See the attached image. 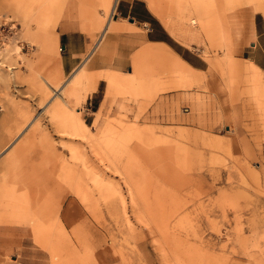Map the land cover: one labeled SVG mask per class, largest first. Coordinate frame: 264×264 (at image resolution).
I'll return each instance as SVG.
<instances>
[{
    "label": "rangeland",
    "instance_id": "rangeland-1",
    "mask_svg": "<svg viewBox=\"0 0 264 264\" xmlns=\"http://www.w3.org/2000/svg\"><path fill=\"white\" fill-rule=\"evenodd\" d=\"M11 1L0 0V118L11 124L0 129V264H264V106L252 88L264 71L239 54L253 15L263 13L253 1L157 0L163 5L155 8L143 1L171 45L194 50L204 70L166 43L139 49L147 26L117 13L111 20L102 0H55L31 30L9 11ZM80 12L102 28L91 30ZM110 20L120 29L105 34V54L99 40ZM64 32L87 49L95 41L94 53L64 98L44 108L54 93L48 83L74 74L62 72ZM106 68L120 70L139 94L121 89ZM57 102L69 111L65 120L51 113ZM34 118L6 148L17 126ZM78 123L82 134L71 130ZM134 129L144 135L136 138ZM181 129H196L200 140ZM196 146L199 163L190 158ZM22 197L43 207L44 234L35 237L12 214ZM79 221L106 241L99 256L75 239Z\"/></svg>",
    "mask_w": 264,
    "mask_h": 264
},
{
    "label": "bare ground",
    "instance_id": "bare-ground-1",
    "mask_svg": "<svg viewBox=\"0 0 264 264\" xmlns=\"http://www.w3.org/2000/svg\"><path fill=\"white\" fill-rule=\"evenodd\" d=\"M76 1H85L86 3L88 2L87 0H76ZM103 3H104V6L107 10V12H110L112 14V12L114 11L115 7H116V4L118 3L119 0H102ZM149 1V4L151 2V0H147ZM163 3L166 1V3L168 2L167 0H162ZM220 1H223V0H215V3H220ZM227 2H231V0H226ZM253 3L255 4V7L258 11H262L264 13V0H252ZM153 2H156V3H151L150 5L154 4V8L157 4V2L159 3V1H155L153 0ZM181 2V1H180ZM55 3V0H52V2L50 0H12L11 1V7L9 9V11H15L16 13L19 14V17L21 18L22 22L25 24V28L27 26V29L28 30H31L33 26H35V24L37 23H42L43 24V18L46 16L47 12H49L48 10L51 9L50 5L51 4H54ZM160 5H163L162 2L159 3ZM158 4V5H159ZM85 6V5H84ZM153 7V6H152ZM3 8V7H2ZM80 8V6H79ZM83 7H81L82 9ZM61 9V8H60ZM59 9V10H60ZM80 10V9H79ZM78 10V12H79ZM60 12V11H59ZM115 12V11H114ZM81 13V16L83 19L87 20L88 23H89V28L92 30L94 28H102V25L100 24V26L97 25V22H94L91 18L92 17H88L87 14L85 13ZM110 14V15H111ZM200 16L203 18L204 21L207 20L208 22V19L210 17L207 16V12H200L199 13ZM55 15V14H54ZM57 15H59L57 13ZM56 15V16H57ZM53 19V17H52ZM111 20H112V17H111ZM109 21V23L105 26V30L103 31L104 33L102 34L100 40H99V44H101L103 42V38L105 36V34L108 32V30L110 29L112 31V35L116 34V32H118V30L120 28H118V25L117 24H114L112 25L111 22L112 21ZM207 22L205 23V27L207 28ZM32 26V27H31ZM29 33V32H28ZM109 34V32H108ZM107 42V41H106ZM104 43V42H103ZM156 44V43H154ZM102 45V44H101ZM107 45V44H106ZM105 45H102V51L103 53L107 54V46ZM158 45V44H157ZM155 48V47H154ZM151 47V49H154ZM158 48V47H157ZM157 50V49H155ZM95 51V50H94ZM94 53V52H92ZM92 53L90 55H92ZM137 61V60H136ZM86 63V60L85 62L83 63V65L68 79L66 80L67 82H64L62 84V81H58L56 83V86H52L50 83L49 84V87L52 89V91L54 92L53 95L50 97L49 100H47V102H45L44 104V108H47L48 105L51 103V101L55 98V97H60V98H64L63 97V92H64V88L65 86L67 85V83H69L73 78H75V76L77 75V73L79 72V70L83 69V66L85 65ZM137 66H138V69L142 68L143 67V62L142 60L139 58L138 61H137ZM183 66V65H182ZM253 68H255L256 70H260L256 65H253ZM20 69V68H19ZM164 72V71H162ZM186 73V72H185ZM18 74L21 75V71L19 70ZM112 80L113 82L114 81H117L119 82L121 85V89H126V88H130L129 91H131V89H133L132 91L134 92H137L139 94V90L136 88V86L134 85V83L132 82L131 79H129L128 77H125L121 72H118V71H115L113 72V75H112ZM201 77V76H200ZM211 77V76H210ZM213 77V76H212ZM193 78V77H192ZM8 80V78H7ZM190 80V79H189ZM6 81V80H5ZM191 81V80H190ZM198 81V80H196ZM200 81V80H199ZM254 83L252 85V88H253V91L255 93V97L256 99L259 100V103L261 105L264 106V82H262L261 78L260 77H256L254 80ZM189 82V81H188ZM192 82V81H191ZM196 83V82H194ZM198 83V82H197ZM186 84V83H185ZM188 86V85H187ZM186 86V88H187ZM193 86V85H192ZM184 87V86H183ZM191 88V87H190ZM85 89V88H84ZM124 90H123V93H124ZM246 90V89H245ZM85 91V90H84ZM85 93V92H84ZM131 93V92H130ZM136 94V93H135ZM132 95V94H131ZM85 96V94H84ZM85 98V97H84ZM65 100V99H64ZM67 104V103H66ZM13 109H15V106H13ZM77 111V110H76ZM69 111L67 110V108H65V106H63V103L62 102H57L54 106H52V109H51V113L52 115L54 114L55 116H58V117H63L62 119L65 118V115L67 116L69 113ZM80 112H78L79 114ZM25 117V116H24ZM57 117V118H58ZM36 118H34L33 120H30V122L28 124H26L27 122H22L20 124V126L18 127L17 126V129L18 131L14 134V137L15 139H11L13 141H10L7 145L6 148L10 147L11 145H15L17 140L19 139L20 135L22 133H24V131L28 128H30L32 126V124L34 123V120ZM65 120V119H64ZM71 120V119H70ZM70 120H67V122H69ZM26 121V120H25ZM74 121V120H73ZM77 122H79V120H77ZM75 123V122H74ZM26 124V126H25ZM67 124V123H65ZM71 124V123H70ZM68 125V124H67ZM25 126V127H24ZM24 127V128H23ZM71 130H76L77 132H81L83 131L84 127L78 123V124H75V126L72 124L71 125ZM0 129L2 130H7V132L11 131V124L8 122V118L6 115H3L1 118H0ZM69 129V128H68ZM196 130V129H194ZM194 130L190 131V130H185V129H181L178 132L179 135H184V136H189V139L191 137V139L195 142H197V137L199 139V134L197 132H195ZM70 131V130H69ZM133 131L134 135L136 136V138H141L143 135H144V132L143 131H140V130H131ZM20 132V134L17 136V138L15 137L18 133ZM176 132V133H177ZM199 132V131H198ZM173 133V132H172ZM201 134V132H199ZM77 134V133H76ZM82 134V132H81ZM202 135V134H201ZM186 138V137H185ZM201 140L203 139L202 137H200ZM187 139V138H186ZM200 140V139H199ZM177 141V140H176ZM219 141V140H218ZM221 141V140H220ZM200 142V141H199ZM203 142V143H202ZM201 143L204 144L205 141H202ZM211 142V141H210ZM213 142V140H212ZM15 143V144H14ZM217 143V141H216ZM219 143V142H218ZM217 143V144H218ZM222 143V142H221ZM214 144H215V141H214ZM179 145V144H178ZM184 145V144H183ZM182 145V146H183ZM180 147V146H179ZM188 147V146H187ZM182 149V148H181ZM190 149V148H189ZM194 149V148H192ZM191 149V150H192ZM184 150V149H183ZM195 150V151H194ZM192 151H190V154H191V160L193 161H198V163L204 158V155L201 153V151L199 150V148L197 149V146H196V149H194ZM2 151H5V150H2ZM108 154V153H107ZM189 154V153H188ZM2 155V153H1ZM16 158V156H14ZM189 157V156H188ZM196 164V163H194ZM197 166V165H195ZM199 166V165H198ZM202 166V165H201ZM202 169V168H201ZM117 170V169H116ZM118 171V170H117ZM188 170H186L187 172ZM257 173V172H256ZM258 176V175H257ZM82 182V181H81ZM82 189H83V193L85 192V195H88L89 192H88V187H87V184L84 183L81 185ZM74 189V188H73ZM81 189V188H79ZM77 191L75 190V192H77L78 194V190ZM81 189V190H82ZM81 193V192H80ZM75 195V194H74ZM79 196V194H78ZM17 204H15V210L14 212L12 213L13 215H17L20 217H22V221L20 224H26V225H30V229L34 231V235L35 237L38 236L42 230H44V226H45V223H42L40 217H41V210L40 209H43L42 206H40L38 203L36 202H33L31 199L27 198V197H23L22 198H17L16 200ZM103 206V205H102ZM6 207V205H5ZM5 209V210H4ZM0 210H4L6 211V208H4L3 206V209L0 208ZM57 210V213L53 212V215L52 216H55L57 217L58 215V212L60 210V207H57L56 208ZM43 215V214H42ZM51 216L48 215L47 219L50 220ZM55 219V218H54ZM56 221V220H55ZM54 221V222H55ZM20 222V221H19ZM53 222V223H54ZM44 224V225H43ZM58 225H56L57 227ZM26 227V226H25ZM46 229H48V231H51V229H54V227L52 226V223L49 221V222H46ZM46 231V230H44ZM43 233V232H42ZM44 234V233H43ZM43 237V236H42ZM45 237V235H44ZM48 240V239H47ZM51 241V240H50ZM56 242V241H55ZM42 245V243H40ZM52 244V242H51ZM54 245V243H53ZM56 245V244H55ZM57 246V245H56ZM58 249V248H57ZM55 250V249H54ZM56 252V251H54ZM59 253V251H58ZM58 253H55V254H58ZM68 257H71V256H68ZM62 258V257H61ZM60 259V258H59ZM66 259V258H65ZM60 264V263H59ZM63 264V263H62Z\"/></svg>",
    "mask_w": 264,
    "mask_h": 264
},
{
    "label": "crops",
    "instance_id": "crops-1",
    "mask_svg": "<svg viewBox=\"0 0 264 264\" xmlns=\"http://www.w3.org/2000/svg\"><path fill=\"white\" fill-rule=\"evenodd\" d=\"M144 0H119L116 4L114 11L112 12V19L117 13L121 18L132 17L133 22L141 23L147 26L144 39L145 43L139 48H143L150 43H166L170 45L185 61L191 64L195 69L204 70L200 61H204L194 50L188 48L189 53H183L182 51L174 48L170 43L169 33L160 25L157 24L155 16L150 12L147 4ZM115 20V19H114ZM66 41L63 44L64 49L60 51L62 72L69 73L65 76L68 79L73 73H75L85 62L89 54L91 53L94 43L87 49V42L83 41L79 35L74 32H64ZM248 38L247 42L239 49V54L243 59L252 61L259 69L264 71V14L257 12L253 15L251 20L250 33H244ZM60 40V36H59ZM133 62V58H132ZM117 69L106 68V70ZM132 73V69L128 71ZM107 84V83H106ZM72 211L69 213V219L72 218ZM72 220V219H71ZM73 225L74 223L71 222ZM74 235L77 241H84L88 244L90 249L99 256V253L103 247L106 246V241L102 239L100 232L95 229L94 225L89 223H82L79 221L74 224ZM111 256V255H110ZM110 258V257H109Z\"/></svg>",
    "mask_w": 264,
    "mask_h": 264
},
{
    "label": "water",
    "instance_id": "water-1",
    "mask_svg": "<svg viewBox=\"0 0 264 264\" xmlns=\"http://www.w3.org/2000/svg\"><path fill=\"white\" fill-rule=\"evenodd\" d=\"M130 19H133V18L131 17ZM62 47H64V46L62 45Z\"/></svg>",
    "mask_w": 264,
    "mask_h": 264
}]
</instances>
